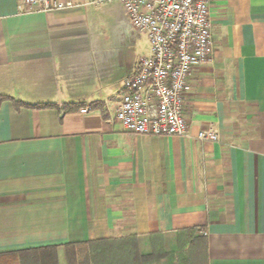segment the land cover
Instances as JSON below:
<instances>
[{
    "label": "crops",
    "instance_id": "1",
    "mask_svg": "<svg viewBox=\"0 0 264 264\" xmlns=\"http://www.w3.org/2000/svg\"><path fill=\"white\" fill-rule=\"evenodd\" d=\"M95 1L0 0V254L56 246L68 264L67 244L138 237L146 253L151 235L180 253L194 230L206 247L179 264H264V0H211L214 57L185 110L192 134L218 130L205 143L124 131L123 82L150 43L121 2Z\"/></svg>",
    "mask_w": 264,
    "mask_h": 264
},
{
    "label": "built area",
    "instance_id": "2",
    "mask_svg": "<svg viewBox=\"0 0 264 264\" xmlns=\"http://www.w3.org/2000/svg\"><path fill=\"white\" fill-rule=\"evenodd\" d=\"M122 3L130 26L147 34L149 53L123 82L116 120L125 132L218 142L215 128L192 134L185 110L190 74L213 60L211 0H96ZM78 7L75 0H20L19 11L51 13ZM92 106L81 107L87 114ZM203 235L207 236L206 232Z\"/></svg>",
    "mask_w": 264,
    "mask_h": 264
},
{
    "label": "trees",
    "instance_id": "3",
    "mask_svg": "<svg viewBox=\"0 0 264 264\" xmlns=\"http://www.w3.org/2000/svg\"><path fill=\"white\" fill-rule=\"evenodd\" d=\"M36 106L55 107L53 104ZM193 231L185 230L178 234L175 244L180 253L169 251L167 241L161 235L149 237L150 243L147 248L151 250L146 253L141 250L138 237L67 244L65 248L68 264H179L176 258L183 257L182 251L188 246L191 249L197 243L201 251L206 247L204 238H194ZM0 264H59L58 249L56 246H46L1 253Z\"/></svg>",
    "mask_w": 264,
    "mask_h": 264
},
{
    "label": "rangeland",
    "instance_id": "4",
    "mask_svg": "<svg viewBox=\"0 0 264 264\" xmlns=\"http://www.w3.org/2000/svg\"><path fill=\"white\" fill-rule=\"evenodd\" d=\"M144 37H145V39H144V42L142 43V45L145 47V46H149V40H148V37H147V34H144Z\"/></svg>",
    "mask_w": 264,
    "mask_h": 264
}]
</instances>
